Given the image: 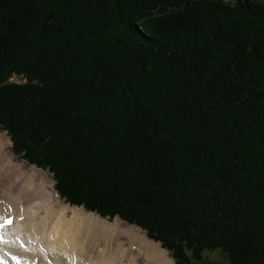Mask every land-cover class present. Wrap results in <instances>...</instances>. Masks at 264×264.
Masks as SVG:
<instances>
[{"label":"trees","instance_id":"16d2710c","mask_svg":"<svg viewBox=\"0 0 264 264\" xmlns=\"http://www.w3.org/2000/svg\"><path fill=\"white\" fill-rule=\"evenodd\" d=\"M0 125L174 264H264V0H0Z\"/></svg>","mask_w":264,"mask_h":264},{"label":"bare ground","instance_id":"6f19581e","mask_svg":"<svg viewBox=\"0 0 264 264\" xmlns=\"http://www.w3.org/2000/svg\"><path fill=\"white\" fill-rule=\"evenodd\" d=\"M0 216L13 220L0 230L7 233L5 239L9 241L0 244L2 264L173 263L170 253L138 226L124 227L118 216L109 221L94 211L64 202L48 173L35 166L27 168L11 152L10 140L1 132ZM123 231L136 239L123 242ZM93 236L103 244L91 242Z\"/></svg>","mask_w":264,"mask_h":264},{"label":"rangeland","instance_id":"374dc122","mask_svg":"<svg viewBox=\"0 0 264 264\" xmlns=\"http://www.w3.org/2000/svg\"><path fill=\"white\" fill-rule=\"evenodd\" d=\"M225 1H235V0H225ZM9 80H10V81H13V82H18V83H20V82H24L25 79H23L22 77H20V76H18V75H12V76L10 77ZM0 132L3 133L6 137H8L9 140H10L9 134L7 133L6 130L2 129L1 125H0ZM10 150H11V152L17 157L18 160H22V161L25 163V165H26L27 168H30L31 166H35V167H37V168H40V167L36 166L35 164H33V163H29V162L25 161L24 159H22L21 157H19L18 155H16V154L12 151V142H11V140H10ZM40 169L43 170V171H46V172L48 173V175H49V179L51 180V182H53V185H55V180H54V177H53L52 173H51L50 171L46 170V169H42V168H40ZM61 198L64 200V202L68 203V202L65 200V198H64L63 196H62ZM71 205H72V204H71ZM74 206H77V205H74ZM78 207H84V206L80 205V206H78ZM84 209H85V207H84ZM85 210H87V209H85ZM87 211H90V210H87ZM94 212H95V211H94ZM95 213H97V212H95ZM97 214H98V213H97ZM99 215H100V214H99ZM100 216L103 217V218H107V220H109V221H113L114 218H115L116 216H118V215L114 216L113 218H109V216H102V215H100ZM121 220H122V219H121ZM122 222H123V225H122V226H124V227H126L127 225H135V226H138V225H136V224L128 223V222H126V221H124V220H122ZM138 227H139L142 231H145V230L142 229L140 226H138ZM126 230H127V229H126ZM145 232H146V231H145ZM122 234H123V242H124V241H131V240H133V239H136L133 235H129L130 232L124 233V231H123ZM147 237H148V236H147ZM148 238H149V237H148ZM90 239H91V242H95V243L103 244V243L99 240V238H98L97 236H93V237L89 238V240H90ZM79 251H80V250H79ZM167 251H168V250H167ZM168 253H170V252L168 251ZM80 255H81V257L83 258V256H82V251H80ZM169 256L172 257L171 253L169 254ZM173 261H174V260H173ZM226 263H227V256H226V254L223 253L222 251L216 250V251H214V252L208 253V254L206 255L205 259H204L202 262L198 263V264H226ZM90 264H92V262H91ZM172 264H173V263H172Z\"/></svg>","mask_w":264,"mask_h":264},{"label":"snow or ice","instance_id":"6c2138e0","mask_svg":"<svg viewBox=\"0 0 264 264\" xmlns=\"http://www.w3.org/2000/svg\"><path fill=\"white\" fill-rule=\"evenodd\" d=\"M8 211H11V209L9 208ZM12 223H13V220H12V218L10 216H0V230H3L5 228H7ZM6 235H7V233H5L3 231H0V244L9 243V241H7L5 239ZM15 242L19 243V238H17V240ZM20 247H24V245L20 244ZM13 259H15V257H13ZM0 264H2V262H0ZM17 264H19V261H17Z\"/></svg>","mask_w":264,"mask_h":264}]
</instances>
